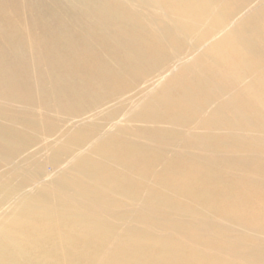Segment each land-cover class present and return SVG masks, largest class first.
Returning <instances> with one entry per match:
<instances>
[{
    "label": "bare ground",
    "instance_id": "bare-ground-1",
    "mask_svg": "<svg viewBox=\"0 0 264 264\" xmlns=\"http://www.w3.org/2000/svg\"><path fill=\"white\" fill-rule=\"evenodd\" d=\"M133 1L140 9H132L131 18L122 20L118 14L107 16L103 12L100 18L93 17V32L86 36L83 44L75 47L79 52L74 53L78 56L74 57L75 62L60 63V72L70 77H75L81 65H93L92 68L84 67V76L77 82L81 88L91 86V94L82 96L80 91H75L69 99L64 92L70 85L58 81L51 83V88H57L61 98L53 97L50 101L58 107L74 102V116L69 114L67 118L76 119V125L89 123V127L99 131L93 142L87 144V137L76 145L75 139L65 143L56 141L51 155L45 159L53 172H43L41 165L33 173H26L21 166L23 162L14 161L22 148L19 137L14 130L0 124V156L6 150H12L3 156L10 165L7 174L11 175L4 180L5 174H0V231L7 222L20 229L17 237L3 232L0 235V264H13L15 257L35 261L31 249L52 235L58 242L44 254V264L51 263L54 257L68 260L70 264L263 263L259 249H253L255 254H246L244 241L220 245L214 250H211L212 241L205 238L200 241L202 238L199 240L198 237L206 232L211 234L216 225L210 214L202 213L199 220H189L182 227L173 222L171 227H154L160 215L167 216V213L156 211V205L172 208L175 217H185L181 216L184 210L173 205L172 199L154 187L138 193L135 186L141 183L140 179L124 180L126 174L146 176L144 174L152 163L147 164L144 160L150 151L140 144L128 145L144 159L124 161L122 147L115 146V140L109 134L113 131L123 134L124 129L119 127L125 122L165 125L168 126L165 133L149 126L138 128V131L145 134L159 132L161 135L157 137L161 136L179 148L181 142L176 138L181 131L176 127L186 132L188 142L182 141L184 146H192V143L202 141L218 143L223 135L238 140L234 132L242 127L256 128L251 124L255 119L264 126V59L263 63L257 61L263 57L260 52L264 53V0H235L236 3L232 0H170L178 13L187 16L183 21L167 18L163 4L158 0ZM117 21L124 24L116 25ZM199 26L201 30H198ZM96 38L100 41L95 42ZM101 50L118 61L110 78L109 66L105 65L108 61L100 56L103 55L99 54ZM98 58L100 62L93 64ZM191 58L196 62L190 63ZM210 60L212 64L207 63ZM228 63L236 66L229 67ZM254 65L260 69L256 74ZM194 66L201 69L191 73ZM177 70L178 74H174ZM250 71L251 79L242 86L241 80L244 81ZM226 85H231L232 90L224 93ZM128 91L134 92L124 96ZM120 93L123 97L112 98ZM133 98L137 103L130 108V116L125 114L122 119L117 110ZM7 136L9 140H5ZM257 142L263 144L259 139ZM193 148L197 152L210 149L206 146ZM183 151L178 157L173 154L167 158L164 169L161 168L160 175H154L155 178L171 169L182 170L179 174L182 177L189 169L187 159L192 160ZM3 157L0 163L4 161ZM154 158H157L156 154ZM117 162L121 163L117 165ZM20 172L25 175L13 183V175ZM177 180L170 185L175 186ZM157 185L160 186L159 181ZM112 219L118 224H108ZM139 225L143 228L139 229ZM169 232L181 234V238L176 241L172 237V241ZM144 233L155 237L140 242ZM194 236H198L197 240ZM169 243L175 245V249Z\"/></svg>",
    "mask_w": 264,
    "mask_h": 264
},
{
    "label": "rangeland",
    "instance_id": "rangeland-1",
    "mask_svg": "<svg viewBox=\"0 0 264 264\" xmlns=\"http://www.w3.org/2000/svg\"><path fill=\"white\" fill-rule=\"evenodd\" d=\"M158 1L163 4L164 14H166L167 18L182 21L187 19L186 15L177 12L170 0ZM232 1L236 3L239 0ZM136 5L137 3L133 0H0V124L12 131L14 130L19 137L20 141L18 143H21L22 148L20 147L14 156V161L15 163L23 162L21 166H24L26 173H33L41 165L44 167L43 172L49 174L53 172V167L49 163H45V159L51 155V148L54 142L65 143L68 140L75 139L76 145L77 142L83 143L84 137H87L89 139L86 143L90 144L99 135V131L89 127V123L76 125V119L67 118L69 114L74 116V102L58 107L50 101L53 97L61 98L57 95L58 89L54 86L51 88V83L58 81L59 83H66L67 86L70 85V88L66 89L67 92H64V95L68 98L70 97L69 95L75 94V91L78 93L80 91L82 96L91 94V86L83 87V89L77 84L80 78L84 76V67H88L87 64L81 65L82 67L74 75L75 77H70L65 75L64 72H60V63L62 61L70 64L75 62L73 59L78 56L74 55V53L79 54V52L75 51V47L83 44L86 36L93 32L91 26L95 18H100L103 13H106L107 16H116L118 14L122 20L123 18H131L130 11L132 9H140ZM142 12L145 13V10H142ZM93 17L95 18L93 19ZM123 24V21H117L116 23V25ZM111 26L112 22L109 28ZM198 30H201L200 26ZM95 40V42L100 41L98 38ZM101 51L99 54L103 53V55L101 54L100 56H104L103 58L108 61L105 65L109 66L108 78H110L116 71L115 66L118 61L110 55H104L105 51ZM260 55L263 57H260V60L257 61L258 63H263L264 53L260 52ZM193 61L196 62L195 59L191 58L189 62ZM99 62L100 58L93 64ZM101 63L105 67L102 61ZM207 63L212 64L213 61L210 60ZM255 64L257 65V62ZM256 65H254V71L252 70L254 74L260 71ZM227 66L232 67L236 66V64L228 63ZM92 67L89 66L88 68ZM260 68L262 71V67ZM200 69L201 67L194 66V68H191V73ZM252 71L247 74L244 81L241 80L244 83L241 84L242 86L249 82L252 77ZM174 74H178V70ZM231 87V85H226L224 93L231 91ZM133 92H125L124 96H131ZM121 95L123 93L112 98L123 97ZM135 99L133 98L132 102L117 110L120 117L125 114L127 117L130 116V108H134L137 103ZM103 108L98 107L101 110ZM132 111L133 109H131ZM251 124L255 125L256 128L242 127L234 132V135L239 138L238 140L223 135L218 140V143H209L207 141L192 143L190 140L192 146H184L182 141L188 142L185 136L186 132L176 127L175 129L181 131V136L179 135L180 137L177 136L176 138V140L181 142L179 148H175L173 143L166 141L167 139H162L161 136L157 137L161 135L159 132L145 134L142 131H138V128L142 129L149 126L141 123L125 122L119 127L124 129L123 134L113 131L109 134V137L115 140L113 143L115 146L122 147L124 161L132 162L137 159H144V156L139 157V155L135 154V150L129 148L132 144L143 145L147 151H150V155H147L148 157L144 160L147 164L152 163L144 174L146 176L141 175L139 177L137 174H126L123 176V178L126 177L124 180L140 179L141 183L135 186L138 193L155 188L154 190L172 199L170 201L173 205L180 206L184 210L181 216L185 217H175L174 212L171 210L172 208L163 204L156 205L154 209L156 211L159 210L161 213H167V216L160 215L154 227H171L172 222L176 226L182 227L189 220H199L202 213L208 216L210 214V219L216 224L213 232H210L211 234L206 232L199 237L194 236V240H197L196 237H198L199 240L202 238L200 241H203L204 238L209 242L212 241L211 250L220 247V245L244 241L243 243L247 244L246 254H252L255 252L253 250L255 248L259 249L261 252L260 256H262L261 261L264 264V126L262 123L257 122L256 119ZM149 127L161 129L163 133L168 129V126L165 125H150ZM135 130H137L136 133ZM162 135L165 136L164 134ZM9 139L8 136L5 137V140ZM258 139L263 142L262 145L258 144ZM194 146H206L210 149L206 152H197L193 148ZM188 147H191V149ZM183 150L192 159H187L189 169L184 171L183 176L179 175L182 174V170L171 169L173 174L169 170L168 173L161 175L160 178H157L159 177L157 176L156 181L155 176L159 174L161 168L164 169L166 159L173 154L177 156ZM127 151L128 153H126ZM10 152H12L11 149L6 150L4 155H8ZM154 154L157 155L156 159ZM3 156H0V159ZM5 157L8 158L9 156ZM179 158L181 159L182 157ZM3 159L4 161L0 163V174H5L3 179L6 180L7 176L11 175L7 174L10 165L6 164L4 157ZM119 164L117 162V165ZM174 164H177V161H174ZM154 167L156 168L154 169ZM174 173L176 178L172 176L175 175ZM23 175L25 174L22 172L13 175L15 180L13 183L19 182ZM173 178L179 180L172 187L170 183L173 184ZM158 181L160 186L157 185ZM122 202L127 203L128 201L124 200ZM115 222L117 221L112 219L111 222L108 221V224ZM115 224L117 225L118 223ZM218 224H220V227ZM4 226L5 228H2L3 231H0V235L3 232L10 236H19V228L10 226L9 222L4 224ZM139 226V229L143 228L142 225ZM180 235L175 232L168 233L169 239L172 241L175 238L178 241L181 238ZM154 237V234L144 233L140 236V242L154 239ZM177 238L179 239L177 240ZM219 238L220 240H218ZM57 242L58 239L56 241L55 235H52L46 242L35 244L34 248L31 249L35 261H31L28 258L15 257L13 264H44V254L50 250L51 245L54 246ZM253 242L255 245H252ZM170 247L175 249L173 244ZM54 259L47 264H70L68 260H63L62 258L54 257ZM220 263L223 264L222 262ZM71 264L76 263L71 262ZM81 264L86 263L82 262Z\"/></svg>",
    "mask_w": 264,
    "mask_h": 264
}]
</instances>
